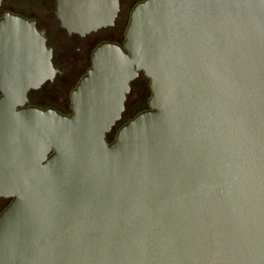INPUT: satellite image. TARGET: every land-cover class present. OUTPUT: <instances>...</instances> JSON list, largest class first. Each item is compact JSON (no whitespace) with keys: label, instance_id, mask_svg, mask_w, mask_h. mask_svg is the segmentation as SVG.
<instances>
[{"label":"water","instance_id":"water-1","mask_svg":"<svg viewBox=\"0 0 264 264\" xmlns=\"http://www.w3.org/2000/svg\"><path fill=\"white\" fill-rule=\"evenodd\" d=\"M7 2L49 29L64 73L35 102L65 108L102 38L56 37L53 8ZM118 9L58 0L57 15L84 34ZM51 58L34 22H0V264H264V0L139 2L124 46L95 48L69 116L26 106ZM140 73L151 96L139 77L109 143Z\"/></svg>","mask_w":264,"mask_h":264},{"label":"flooded vegetation","instance_id":"flooded-vegetation-1","mask_svg":"<svg viewBox=\"0 0 264 264\" xmlns=\"http://www.w3.org/2000/svg\"><path fill=\"white\" fill-rule=\"evenodd\" d=\"M7 1L8 0H0V22L2 20H4V18L6 17L7 14L17 15V16H20V17H22L23 19H25V20H27L29 22H34V26L37 29V31L41 34V36H43L45 38L46 48L51 50V53H52L51 61H52V64H53L54 68L57 69V72H56V74H55V76H54V78L52 80H47L39 88L31 89L28 92V94H27L28 101L26 103V106L37 107V108H40V109L52 108V109H55L56 111H58L61 114L69 116V115H71L73 113L72 108H71V99H70L71 92L76 88V86L78 85V83L80 82L82 77L86 75L88 69L91 67V65H92V55H93V52H94L95 48L99 44H101L103 42H113V43L119 44V45H121L123 47L124 46V41H125V33H126V29L128 27L129 21H130L132 10L134 9V7L139 2L144 1V0H137L136 1L137 3L133 6V8L131 9V11H130L128 16L126 15V11L124 10L125 7H123L124 6V2L127 1V0H119V9H118V12H117V16H116V18L114 20V23L112 25L103 26L101 28H98L95 31H90V32L84 33V34H80L78 32H70L66 27H64L62 25V20L57 15L58 0H40L41 1V5L43 6V8H47L49 11H51V8H53L52 13L49 14V17L46 16V19L49 20V23H53L54 24L53 21L57 22V26L54 24L55 28H53L54 31H55L56 37H60V35H61V37H63V35H64L67 38V40H69V41L70 40H75V41H81V42L90 41L91 38L95 37V36H99L100 38H102L101 42L98 45H96L95 48L91 51V55L89 56V60H88V62L86 64V66H87L86 71L83 72V74H81L79 80H77V81L75 80L72 83V86H70L71 90H70V95H69V101H68V104L67 103L65 104V108L57 107V106L51 105V104L40 105V104H37L35 102V100H40L41 92L46 87H49V86L53 85L59 79V77L64 73V71L61 70L60 67H58L56 65L57 63H55V53H54L53 47L50 44L51 42H50V37H49V29H47L45 26L42 25V21H41L40 17L38 18V16L30 14V11H31L30 7L26 8V9L22 8L21 10H15L14 9V5L11 4V3H8ZM130 5H132V3H130ZM130 5H129V7H130ZM52 15L54 17H52ZM112 29L115 30V32H120V34H121V40L120 41H116L115 42L114 40H110V39L108 40L106 38V36H101L105 32L109 33L110 30H112ZM115 32H111L110 35L115 33ZM92 46L93 45H90V46H88V48H91ZM80 49H81V45L76 47V50L79 51ZM139 77H144V78H146L149 81L147 89L149 90V98L151 96V89H150V86H149L150 80L143 73H140V75L136 79H134L131 82V84H130V92L127 95V99L125 101V108H124V111L122 112L121 119L116 123V125L112 128L111 132L106 137V139H107V141L109 143L114 141V139L116 137V134H117L118 130L120 129V127L123 126L125 123H127L130 119H132L134 117V116H132L131 118L126 119V116H127L126 113H127L129 95L133 91V84L137 81V79ZM0 96H1V93H0ZM149 108L150 107H149V99H148L146 107H145L144 110H147ZM144 110H142V111H144ZM142 111H140V112H142ZM140 112H138V113H140ZM117 126H119V127L116 129V131H114ZM10 202H11L10 199H5V198H1L0 199V213L10 204Z\"/></svg>","mask_w":264,"mask_h":264}]
</instances>
